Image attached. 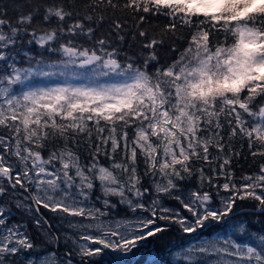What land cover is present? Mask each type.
<instances>
[{
    "label": "snow or ice",
    "instance_id": "6c2138e0",
    "mask_svg": "<svg viewBox=\"0 0 264 264\" xmlns=\"http://www.w3.org/2000/svg\"><path fill=\"white\" fill-rule=\"evenodd\" d=\"M235 141L264 160V0H0V264L128 253L238 199L264 215V162L237 178ZM235 223L258 242L208 241L194 264H264V229Z\"/></svg>",
    "mask_w": 264,
    "mask_h": 264
},
{
    "label": "trees",
    "instance_id": "16d2710c",
    "mask_svg": "<svg viewBox=\"0 0 264 264\" xmlns=\"http://www.w3.org/2000/svg\"><path fill=\"white\" fill-rule=\"evenodd\" d=\"M4 3L11 4L13 0H3ZM154 25H163L166 23V20L163 17H160L159 19H154L152 21ZM130 39V38H129ZM234 148L236 151L240 152L239 157H234L231 164V169L235 172V175L237 178L242 176L245 173H252L255 171H258V165L264 160L257 157L255 160L253 157L249 154L246 144L242 146L240 141L234 142ZM119 158V157H117ZM105 164H107V161H103ZM199 166V165H198ZM207 170V169H206ZM221 183H223V178H221ZM239 182V181H237ZM195 184L193 183V185ZM207 187V186H206ZM164 201L170 205H175L177 207H181V204L174 200V199H168L165 198ZM256 201L253 200H237L236 206L234 207V213L235 216H245L247 219L250 229L251 230H259L261 231L264 229V215L256 212L255 205ZM183 209V208H182ZM184 210V209H183ZM186 211V210H184ZM40 212L51 222L53 225V231H56L57 229L60 230L61 234L64 233V231L67 229L65 226V222L62 224L59 215L51 213L50 211L44 209L43 207L40 208ZM13 217L9 221L10 223H22L24 221H28L27 223V229L29 234L34 238L37 248L36 251L39 254H42L46 252L47 250H52L51 246L46 243L45 238L41 234L39 230H37L31 223V217L29 215H26L22 212L17 211L15 208H13ZM121 214H123V207H121ZM160 226L165 228V231L162 233L157 234L155 238H149L147 240L148 247H151L152 253L154 254V259L150 260L149 258L146 259V254L143 253L140 260L133 264H183L179 263L177 261H174L171 258V253L178 247V236L180 233V226L178 224H175L171 221H163L159 220L158 223ZM219 225V223H218ZM219 226H215L214 230H211L213 233L215 230L219 229ZM209 232V233H212ZM61 239H63V236L61 235ZM239 240H242V237L238 236ZM63 249V252L65 253L66 250H71L69 246H66L64 243H61L58 249V253H60V250ZM141 249V246H139L137 249L133 250V254H137V251ZM78 255H74L73 258L77 259L81 262L82 258ZM150 257V256H149ZM87 259L94 261L96 264H105L102 263L99 259L95 258H83V264H92L91 262L86 261ZM112 264V263H111Z\"/></svg>",
    "mask_w": 264,
    "mask_h": 264
},
{
    "label": "rangeland",
    "instance_id": "374dc122",
    "mask_svg": "<svg viewBox=\"0 0 264 264\" xmlns=\"http://www.w3.org/2000/svg\"><path fill=\"white\" fill-rule=\"evenodd\" d=\"M164 205L174 211H179L182 215H190L187 211H184L181 207H177L175 205H170L164 201ZM14 213H12V217ZM79 220L80 218H76ZM245 216H230L226 218L224 221L221 222H208L206 226L202 229H198L195 233H184L180 229V233L178 236V247L174 249L171 253V258L174 261L183 264H194V261H198L201 259V254L199 253V249L205 246L206 242L208 241H219L220 244H223V240L231 237L233 239H238L242 237V240H239L242 243H256L255 237L251 235H243L238 232V224L235 221L244 220L246 221ZM159 223V220L157 221ZM219 223V225H218ZM67 225V221L65 222V226ZM219 226L214 233L211 230L215 229V226ZM67 227V226H66ZM68 231L66 229L64 232ZM212 232V233H209ZM250 232L257 233L260 232L259 230H251ZM73 235H77V233H72ZM115 239V238H114ZM91 243V242H89ZM139 246L141 249L137 251V254H133V250L131 252L125 253L121 250L115 249H104L99 256H94L92 258L99 259L102 263L105 264H133L140 260L142 254H146V259L149 258L150 260L154 259L151 247H148V242H142ZM103 247V246H101ZM38 249V248H37ZM52 251V250H49ZM48 250L46 252H49ZM44 252V253H46ZM42 253V254H44ZM63 249L60 250L58 256L60 259H63ZM150 256V257H149ZM206 258L204 264H211L213 259L217 258V254L213 252L211 249L208 253L204 254ZM80 258V257H79ZM86 261L91 262L92 264L94 261L87 259ZM73 264H81V262L77 259L73 258Z\"/></svg>",
    "mask_w": 264,
    "mask_h": 264
}]
</instances>
